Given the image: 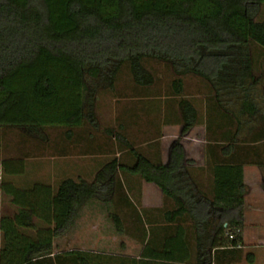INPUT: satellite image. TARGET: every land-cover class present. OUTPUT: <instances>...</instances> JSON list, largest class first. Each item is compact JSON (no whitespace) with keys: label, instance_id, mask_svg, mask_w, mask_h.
<instances>
[{"label":"trees","instance_id":"trees-1","mask_svg":"<svg viewBox=\"0 0 264 264\" xmlns=\"http://www.w3.org/2000/svg\"><path fill=\"white\" fill-rule=\"evenodd\" d=\"M256 50L264 52V0H0V140L21 166L10 179L24 172L27 159L71 156L72 130L83 124L91 126L88 155H102L107 145L99 144L95 129L98 111L106 107L101 100L109 97L142 111L149 109V99L171 101L180 110L184 132L202 121L210 134L214 117L220 129L241 131L255 125L240 116L259 111L249 85L257 70ZM158 64L172 73L166 90L160 87ZM85 73L93 79L86 97ZM188 77L197 79L196 93L187 90ZM194 97L203 103L201 113L193 106ZM55 129L62 130L56 139ZM254 130L249 143L259 150L264 122ZM9 132H18V144L8 141ZM121 151L134 154L135 166L126 167L116 158L94 172L92 182L66 177L54 186L34 181L27 188L5 182V192L19 211L0 217V264L254 263L243 236L244 164H221L213 187L197 195L185 181L166 186L156 179L148 170L154 166L132 144ZM172 155L169 168L182 165L180 143L173 145ZM1 162L5 173L9 161L0 160V173ZM118 170L158 183L165 197L176 200V212L189 215H168L164 223L186 222L192 233L185 235L179 225L165 234L156 235L150 228L148 233L143 210L132 233L143 244L139 259L60 250L55 241L68 235L82 209L101 195L117 210L111 217L118 233L131 232L126 226L130 217L121 212L137 208L126 188L115 184ZM36 219L48 228L30 235Z\"/></svg>","mask_w":264,"mask_h":264},{"label":"crops","instance_id":"crops-1","mask_svg":"<svg viewBox=\"0 0 264 264\" xmlns=\"http://www.w3.org/2000/svg\"><path fill=\"white\" fill-rule=\"evenodd\" d=\"M255 55L254 57H257ZM258 58V67L263 69L264 52L259 53ZM191 100L195 110L201 113L203 109L202 101L196 97ZM114 101L117 102L116 99ZM255 101L259 106V111L255 114L248 112L242 114L240 116L242 121L248 123L255 121L260 124L264 122V99L259 100L257 98ZM125 103H115L114 118L108 120L109 126L105 129L101 127L103 109L98 111V142L102 146L106 145L103 142H109L110 147L107 146L101 151L102 160L97 166H92L86 161L87 156H89L91 126L83 124L72 130L73 139L69 143V151L74 156L73 159L78 160L69 163L66 174L58 167L48 170L47 180L44 181L43 179L42 182L54 186L56 182L66 177L91 181L96 174H92V172L102 170L103 166L116 158L122 165L133 168L136 164L134 154L121 151V146L127 143L138 148V151L154 166L153 168L149 165L148 170L155 174L156 179L161 180L166 186L180 185L181 182L185 181L194 189L197 195H204L208 188L213 187L214 172L221 164H244V182L247 188L245 228L243 231L244 245L245 250H250V253H253L254 263L252 264H259L261 259L264 258L260 252L264 249V145H260L259 150H256L249 143L255 131L254 129L257 127L254 126L253 128L252 125H248L241 131L230 126L220 129L219 118L217 117V120H215L216 117H214L210 134L207 133L206 125L202 121L184 132L183 126L178 120L180 110L177 104H173L171 101L166 99L151 100V104L150 101L148 102L149 109L147 111L140 110L130 102ZM213 108L216 107L212 106ZM106 130H112L113 135H107ZM176 143H180L183 147V163L176 168H169L173 158L172 147ZM253 162H259L262 165H256ZM42 170L45 172L43 166H40L39 171ZM177 171L183 173L178 174ZM40 178H42V173L41 176H37L36 181H41ZM54 180L56 181L55 184L53 183ZM115 184L130 188L138 196L139 206L136 210L131 209L130 212H121L130 217V225L126 224V226L132 233L140 225L141 213L139 208L142 211L147 210L148 221L146 227L154 230L156 235L165 234L169 227L170 230L176 231L178 225L185 235L192 233L193 227L186 222L170 225L164 223V219L168 215L176 219L186 218L189 215L186 211L176 212V200L169 196L165 197L158 183L146 182L139 175L123 174L118 170ZM113 198L110 197V201ZM178 198L181 197L178 196ZM236 264L251 263L243 260Z\"/></svg>","mask_w":264,"mask_h":264},{"label":"rangeland","instance_id":"rangeland-1","mask_svg":"<svg viewBox=\"0 0 264 264\" xmlns=\"http://www.w3.org/2000/svg\"><path fill=\"white\" fill-rule=\"evenodd\" d=\"M259 53H262L259 50H256L255 52V59L256 62L259 63ZM157 69V73L159 77L161 78L160 87L164 90L168 88V86L171 84V80L173 79L172 73L169 72L168 68H166L165 65L158 64L154 65ZM264 67V66H263ZM264 68L261 69L257 65V70L253 74L252 78L249 79V85L253 87V94L255 98H258L259 100L264 99ZM85 79L84 82L86 84V91L84 94V97L87 96V91L90 90L91 86H93V79L90 78L88 73L84 74ZM197 79L195 78H189L186 80V86L187 90L192 93H196L197 88ZM125 85V84H124ZM123 85V86H124ZM200 98V97H199ZM115 98H105V100H101V102H105L106 107L103 108V120L101 127L105 129V127L109 126V121L111 118H114V106L115 103L119 104L121 101H114ZM151 100H159L156 98L149 99L150 104ZM165 100V99H164ZM148 101V102H149ZM149 104V103H148ZM240 109V106H235L234 109L236 110ZM61 111V110H60ZM59 113V111H57ZM255 125H252V127H258L260 125L259 122H255ZM61 129H55L53 130V137L56 139L57 135L61 133ZM96 133L99 131L98 129H95ZM4 133L3 131H0V134ZM99 136V133H98ZM8 141H13L18 144V141H20V137L18 135V132L15 134L8 133L7 135ZM108 147L109 142H103ZM9 148L4 145V142L0 140V160L6 159L9 161V164L7 165V169L4 173V164L1 162V173H0V217H14L18 213V207L13 204L12 196L6 194L5 192V182L12 181L16 184L18 187H30L33 181H36L37 176H41L42 173V179L41 182L47 180V172L48 170H52L53 168H60L62 169L63 173H67V168L69 163H71L74 160L71 156L67 157H60V156H51L40 160V161H34L35 159H27L24 163L23 170L24 172L21 173L18 177H14V179H10L11 173L20 171L21 166L16 163L18 161L15 160L14 156H10L11 154L8 152ZM102 156L99 155H89L87 156V162H89L92 166H97L100 161L102 160ZM14 160V161H11ZM73 163V162H72ZM43 166V169H45V172L39 171V167ZM91 166V167H92ZM61 172V173H62ZM94 172H92L93 174ZM91 177V176H90ZM94 178V177H93ZM91 179V178H90ZM94 180V179H93ZM91 180L90 182H92ZM54 180V184H55ZM11 183V182H10ZM126 192L131 198V200L134 203V207L137 208L139 206L138 204V196L134 194L132 190H129L127 187ZM130 191V192H129ZM136 197V199H135ZM112 200V199H111ZM124 208V213L127 211ZM139 212L143 215V211L139 208ZM117 210L114 208L113 203H106L103 195H101L98 200L91 202L87 206H85L80 214V217L78 218L75 226L70 230L68 235L65 237L56 240L55 245L60 248V250H69V249H78L86 252L91 253H103L107 255H114V256H120L125 258H136L139 259L143 244L141 243L139 236L137 234H132V232L125 233V234H119L115 225L114 220L111 217V213H115ZM130 211V210H129ZM128 212V211H127ZM122 213V214H124ZM124 217L127 219V215L124 214ZM127 225H130V219L126 220ZM145 221V219H144ZM146 222V221H145ZM35 230H29L27 233L30 235H35L37 231L47 229L48 226L42 222L39 219L35 220ZM128 225V226H129ZM147 225V223H146ZM144 225V227L146 226ZM147 229V232L150 233V230L148 227H145ZM142 232V231H141ZM3 245V236L0 233V249ZM250 250H246V253H249ZM264 256V249L260 251ZM259 264H264V258L261 259V262Z\"/></svg>","mask_w":264,"mask_h":264}]
</instances>
